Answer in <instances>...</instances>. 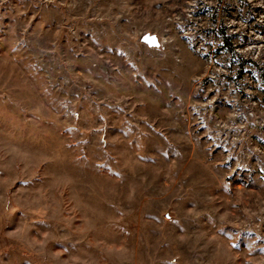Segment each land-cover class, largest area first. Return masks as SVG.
Returning <instances> with one entry per match:
<instances>
[{"label": "rangeland", "instance_id": "374dc122", "mask_svg": "<svg viewBox=\"0 0 264 264\" xmlns=\"http://www.w3.org/2000/svg\"><path fill=\"white\" fill-rule=\"evenodd\" d=\"M0 235V264H264V0H0Z\"/></svg>", "mask_w": 264, "mask_h": 264}, {"label": "bare ground", "instance_id": "6f19581e", "mask_svg": "<svg viewBox=\"0 0 264 264\" xmlns=\"http://www.w3.org/2000/svg\"><path fill=\"white\" fill-rule=\"evenodd\" d=\"M144 39L146 41H148L149 44H156L157 43V39H155V37L151 36L150 34L144 35Z\"/></svg>", "mask_w": 264, "mask_h": 264}, {"label": "crops", "instance_id": "0c3cea01", "mask_svg": "<svg viewBox=\"0 0 264 264\" xmlns=\"http://www.w3.org/2000/svg\"><path fill=\"white\" fill-rule=\"evenodd\" d=\"M6 243V238L4 235H0V248Z\"/></svg>", "mask_w": 264, "mask_h": 264}, {"label": "water", "instance_id": "95a60500", "mask_svg": "<svg viewBox=\"0 0 264 264\" xmlns=\"http://www.w3.org/2000/svg\"><path fill=\"white\" fill-rule=\"evenodd\" d=\"M151 36H154V37H155V39H157L155 35H151ZM144 41H146V40L144 39ZM146 42L148 43V41H146ZM157 42H158V39H157Z\"/></svg>", "mask_w": 264, "mask_h": 264}]
</instances>
